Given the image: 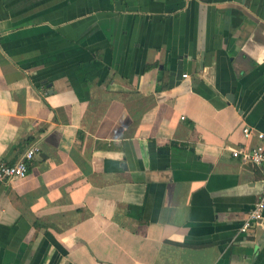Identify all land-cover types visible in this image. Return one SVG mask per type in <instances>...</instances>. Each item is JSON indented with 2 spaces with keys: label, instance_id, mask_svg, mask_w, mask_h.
<instances>
[{
  "label": "crops",
  "instance_id": "obj_1",
  "mask_svg": "<svg viewBox=\"0 0 264 264\" xmlns=\"http://www.w3.org/2000/svg\"><path fill=\"white\" fill-rule=\"evenodd\" d=\"M258 132L264 0H0V264H264Z\"/></svg>",
  "mask_w": 264,
  "mask_h": 264
},
{
  "label": "built area",
  "instance_id": "obj_2",
  "mask_svg": "<svg viewBox=\"0 0 264 264\" xmlns=\"http://www.w3.org/2000/svg\"><path fill=\"white\" fill-rule=\"evenodd\" d=\"M186 78V75H184ZM244 137L250 136V129L244 127ZM258 144L250 149L233 148L230 149L231 156L238 159L244 166H254L259 168L264 173V133L256 134ZM40 148L36 143L30 144L22 156L13 164L0 163V182L7 183L16 179H23L28 172L29 166L35 157L39 154ZM264 211V181L259 199L253 204L249 210L247 217L243 220L239 232L247 233L254 226H258L262 220Z\"/></svg>",
  "mask_w": 264,
  "mask_h": 264
}]
</instances>
